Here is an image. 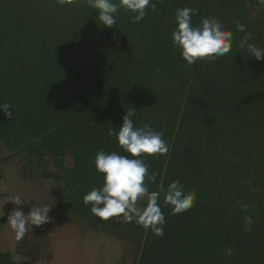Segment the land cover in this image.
Returning <instances> with one entry per match:
<instances>
[{
  "label": "trees",
  "instance_id": "trees-1",
  "mask_svg": "<svg viewBox=\"0 0 264 264\" xmlns=\"http://www.w3.org/2000/svg\"><path fill=\"white\" fill-rule=\"evenodd\" d=\"M152 2L155 11L146 9L140 22L121 8L106 27L88 0H0V104L14 111L12 119L0 112L6 160H34L71 213L102 221L83 202L103 182L91 158L100 150L128 155L107 130L132 107L136 125L149 122L169 147L145 157L149 173H158L155 183L145 181L149 190L179 180L196 193L194 206L178 215L161 196L165 234L142 228L135 264H264V60L241 53L245 33L235 24L246 25L251 42L264 48V6ZM184 7L197 9L193 26L221 21L233 33L231 51L192 65L182 60L171 32ZM9 263L0 254V264Z\"/></svg>",
  "mask_w": 264,
  "mask_h": 264
},
{
  "label": "clouds",
  "instance_id": "clouds-1",
  "mask_svg": "<svg viewBox=\"0 0 264 264\" xmlns=\"http://www.w3.org/2000/svg\"><path fill=\"white\" fill-rule=\"evenodd\" d=\"M90 6L97 11L98 19L103 26L112 27L116 24V14L123 8L133 13L130 17L133 23L143 20L146 9H156V3L152 0H88ZM259 6H264V0H258ZM197 14V9L191 7L178 8L174 14L175 27L171 32V40L174 48L179 49L180 57L188 65L198 60L215 59L229 53L233 44V33L225 28L223 23L216 19L204 18L199 26H193L192 16ZM236 30L245 33L239 41L238 47L247 52L248 57L264 60V48H260L255 42H251L250 33L246 32V25L235 22ZM10 103L0 104V112L7 119L14 117ZM136 109L130 107L121 117L119 127L112 126L107 130L109 137L115 138L122 155L116 151H98L93 160L95 170L103 176L100 187L93 188L83 197L84 204L91 205L93 216L107 221L113 217H122L127 222H135L145 229L151 228L156 236L163 237L166 219L160 207V198L164 203L172 206V214L178 215L186 212L194 206L196 193L185 188L179 180H174L167 189L160 187L158 191H150L146 180L156 182L158 173H149V165L145 157L165 155L168 144L163 139V133L152 128L149 122H142L137 126L134 120ZM118 128V130H117ZM258 189L251 188L255 192ZM20 195H13L8 201L17 207L8 215L7 224L15 233L17 239H22L29 226H40L49 220L50 207L47 205L30 207L25 214L20 206L27 204ZM139 201H143L138 205ZM247 211L248 206L236 201ZM253 220L251 216L244 217V225L247 231H252ZM231 256V248L225 249Z\"/></svg>",
  "mask_w": 264,
  "mask_h": 264
},
{
  "label": "rangeland",
  "instance_id": "rangeland-1",
  "mask_svg": "<svg viewBox=\"0 0 264 264\" xmlns=\"http://www.w3.org/2000/svg\"><path fill=\"white\" fill-rule=\"evenodd\" d=\"M136 46L142 47L139 41ZM8 154L0 142V219L17 207L8 201L13 195L28 201L20 206L25 214L30 207H50L49 220L29 226L22 239L16 238L7 221L0 226V254L9 256V264L136 263L144 227L122 217L94 223L81 220L66 208L58 185L42 177L44 171L34 160L25 155L6 160Z\"/></svg>",
  "mask_w": 264,
  "mask_h": 264
}]
</instances>
